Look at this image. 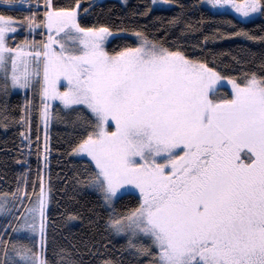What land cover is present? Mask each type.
<instances>
[{"label": "snow or ice", "instance_id": "1", "mask_svg": "<svg viewBox=\"0 0 264 264\" xmlns=\"http://www.w3.org/2000/svg\"><path fill=\"white\" fill-rule=\"evenodd\" d=\"M207 2L264 15V0ZM0 4V127L18 120L30 132L35 119L37 132L40 123L47 129L53 103L62 106L55 118L71 127V153L85 160L74 181L96 194L106 219L95 210L93 217L125 240L120 255L102 264H125V256L132 264H264V60L224 73L143 25L119 29L136 42L109 52L112 27L82 26L79 0L67 7L43 0L42 13L41 0ZM23 4L26 15L9 14ZM151 11L149 4L134 14ZM18 28L28 36L10 43ZM228 35L264 42L244 29ZM224 82L231 91L220 95ZM17 89L39 95V104L26 96L12 115L8 98ZM21 135L31 148V136ZM48 153L46 143L45 165ZM50 192L39 174L31 184L22 174L14 190L0 191V214L9 218L0 226V264H84L75 245L47 255ZM125 196L136 204L119 211Z\"/></svg>", "mask_w": 264, "mask_h": 264}, {"label": "trees", "instance_id": "2", "mask_svg": "<svg viewBox=\"0 0 264 264\" xmlns=\"http://www.w3.org/2000/svg\"><path fill=\"white\" fill-rule=\"evenodd\" d=\"M34 1V0H33ZM80 8L77 19L84 27L106 24L113 33L126 34L114 37L107 45L109 52L119 50L125 44L135 43L129 37V32L119 31L123 27L146 26L149 35L167 39V46L180 47L192 57L204 58L218 70L231 75H239L241 69L247 71L259 67L264 60V42L252 41L243 36H232L228 33L244 29L252 34L264 36V15L260 18L241 22L229 13H214L200 5L201 0H171L169 9H153L148 16L135 15L143 11L150 0H79ZM56 6H73L75 0H53ZM5 8L0 7V11ZM27 9H14L9 14H27ZM175 16H181L180 23H168ZM159 18V19H157ZM185 22L193 26V30L185 29ZM21 30V29H20ZM25 31L26 29H22ZM209 39L205 41V37ZM24 35L21 36L23 38ZM236 56L244 63H236ZM38 105V95L33 97L31 90L25 92L12 91L9 96L10 113L18 115L24 104L25 97ZM61 112L62 107L52 109L50 127L46 136L41 127L37 132L34 119L30 132H25V126L20 121H10L7 129L0 127V191L15 189L17 181L23 174L31 182L36 181L37 175L43 171L47 182L51 184L49 205L47 209L49 229L47 255L52 258L60 247L71 248L75 245L74 254H82L84 264H102L105 256H119L124 238L113 235L105 230L100 215L93 217V212L105 215L97 203V197L91 190L77 185L74 178L82 171L85 160L75 158L71 153V145L75 139L69 125L57 120L55 113ZM31 136L32 147L21 133ZM44 137H41V135ZM40 139L37 141L36 136ZM47 137V140H46ZM43 140V141H42ZM47 143L48 163H44V148ZM39 145L40 156L38 155ZM43 154V157L42 155ZM39 170V171H38ZM49 176L51 180L49 182ZM29 191L31 188L29 187ZM27 203V201H25ZM135 196H125L117 209L123 211L128 206H135ZM74 214L76 219H69ZM5 216L0 218V226L6 224ZM54 222V223H53ZM84 245H87L85 250ZM93 245L95 247L93 248ZM125 264H132V258L125 256Z\"/></svg>", "mask_w": 264, "mask_h": 264}, {"label": "rangeland", "instance_id": "3", "mask_svg": "<svg viewBox=\"0 0 264 264\" xmlns=\"http://www.w3.org/2000/svg\"><path fill=\"white\" fill-rule=\"evenodd\" d=\"M94 1H95V2H102V1H104V0H94ZM118 1H120V2H125V1H127V0H118ZM33 2H34V1H33ZM150 4H151V7H152L153 9H169V8H171V3H170V2H165V0H156V2H155L154 4H152V2H151V0H150ZM1 5H2V4H0V7H2ZM200 5H201L202 7H204V8H207L208 10H210V11H212V12H214V13H229V14L233 15L235 18H237V19H238L239 21H241V22H250V21H254V20L260 18V14H259V13H253V14H250V16H248V17H244V16H242L241 14L237 13V12H236L234 9H232L230 6L227 7V8H220L219 6H217V7H213V6H211V5L207 2V0H201ZM28 8H29V5H27V4H23V5H21L20 7L15 8V9H27V10H28ZM40 10H41V13H42L43 10H44L43 0H41ZM78 10H79V9H78ZM78 10H77V15H78ZM20 29H22V28H18V29H17V34H19V33L21 32ZM40 31H43V29H41ZM24 33H25V34H24V37H23V38H25V37L28 36V32H27V30L24 31ZM33 35L35 36V34H33ZM125 35H126V34H124V33H121V34L113 33V35L110 36V37L107 39L106 44H105V47L107 48L108 43H109L114 37H117V36H125ZM128 36L134 39V37H132V35H128ZM35 39H37V40H39V39H46V36H35ZM134 41H135V39H134ZM19 42H20V41H16V39H15L14 41H10V43H13V44H15V43H19ZM135 42H136V41H135ZM13 91H14V92H21L22 90L17 89V90H13ZM230 91H231V85L228 84L227 82H224V87L219 89V93H218V94L223 95L225 92H230ZM38 99L40 100L39 95H38ZM55 106H60V107H62V106L59 104V102L57 101V102H54V103H53V107H52L49 111L52 112V109H53ZM50 120H51V119H50ZM50 124H51V121L49 122V125H48L47 129H45V127H44L43 124L41 123V127H42V130H43L45 136H46V133H47L48 128L50 127ZM44 135L42 134L41 137H44ZM44 138H45V137H44ZM42 141H43V140H42ZM42 143H45V140H44V142H42ZM45 144H46V143H45ZM41 155H42V157H43V154H41ZM39 156H40V152H39ZM73 156H74L75 158H80V156H79V155H76V154H73ZM80 159H81V158H80ZM41 176H43L44 183H45V188H46V191H47V189H48V188H47V182H46V178H45V176H44L43 171L41 172ZM136 195L138 196V192L136 193ZM48 205H49V200H48V202H47V204H46V209H48ZM3 217H4V215L0 214V218H3ZM5 218H6L7 220L9 219L8 217H5ZM117 236H118V235H117ZM119 237H121V236H119ZM36 238H37V247H39V243H38V241H39V233L36 234ZM122 238H123V237H122Z\"/></svg>", "mask_w": 264, "mask_h": 264}, {"label": "flooded vegetation", "instance_id": "4", "mask_svg": "<svg viewBox=\"0 0 264 264\" xmlns=\"http://www.w3.org/2000/svg\"><path fill=\"white\" fill-rule=\"evenodd\" d=\"M22 29L20 30L21 32L19 34H16V41H22L24 39V38H21V36L25 34ZM30 39H31V37H30Z\"/></svg>", "mask_w": 264, "mask_h": 264}, {"label": "built area", "instance_id": "5", "mask_svg": "<svg viewBox=\"0 0 264 264\" xmlns=\"http://www.w3.org/2000/svg\"><path fill=\"white\" fill-rule=\"evenodd\" d=\"M1 6H2L3 8H5L4 5H1ZM20 6H21V5H16L15 8H18V7H20ZM15 8H14V9H15Z\"/></svg>", "mask_w": 264, "mask_h": 264}]
</instances>
